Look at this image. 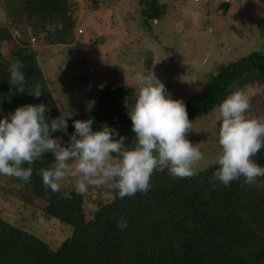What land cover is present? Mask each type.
<instances>
[{
  "label": "trees",
  "instance_id": "1",
  "mask_svg": "<svg viewBox=\"0 0 264 264\" xmlns=\"http://www.w3.org/2000/svg\"><path fill=\"white\" fill-rule=\"evenodd\" d=\"M91 4L89 1L78 8L83 12ZM142 4L144 24L157 20L166 11V4L159 0H142ZM69 5V0H21L19 14L14 17H36V31L45 34L43 39L49 45L69 44L74 38L73 9ZM15 21L18 20L10 24ZM12 39L8 26L0 25V115L7 116L24 104L44 103L50 119L60 111L75 113L68 120V133L74 130L72 120L92 118L93 131L106 123L126 137L125 144L133 142L126 107L127 104L131 108L134 103L133 86L107 85L91 111H86V107L77 111L70 107L59 109L34 48L23 44L19 36L21 42L11 57H4L1 44ZM17 60L23 64L26 91L40 84L39 98L26 92H9L8 68ZM263 74L264 50H253L220 65L197 93L182 100L189 120L217 108L230 92L242 91ZM218 130L219 120L217 139ZM53 135L66 136L62 132ZM52 159L49 152L34 162L26 184L49 198L48 215L70 227V234L52 250L0 217V264H264V177L258 178L260 186L245 184L241 177L225 187L213 181L216 164L199 169L197 175L189 178L171 176L167 170L154 172L146 193L118 198L113 190V199L83 220L61 191L52 192L42 184L39 170L50 167ZM253 159L264 166V148ZM120 219L127 222V227L117 226Z\"/></svg>",
  "mask_w": 264,
  "mask_h": 264
},
{
  "label": "rangeland",
  "instance_id": "2",
  "mask_svg": "<svg viewBox=\"0 0 264 264\" xmlns=\"http://www.w3.org/2000/svg\"><path fill=\"white\" fill-rule=\"evenodd\" d=\"M20 1L0 0V25H7L13 36L1 44V51L10 58L21 42L19 36L23 44L34 48L59 109L77 111L89 100L96 103L103 88L111 84L133 86L137 93L136 73L151 71L171 98L184 100L197 93L220 65L264 50V0H159L166 4V11L147 24L141 14L142 0H69L73 41L51 45L44 41V33L36 31V17H14ZM89 1L92 4L82 12L78 7ZM13 20L18 21L10 24ZM242 92L251 102L249 115L264 117V74ZM218 116L215 108L195 118L186 133L204 153L199 169L215 164L220 152ZM61 138L66 144L68 136ZM75 182L76 178L67 177L60 191L83 220L114 197L107 182L91 185L84 193L75 191ZM48 204L47 196L26 183L0 175V217L56 250L71 230L48 215Z\"/></svg>",
  "mask_w": 264,
  "mask_h": 264
},
{
  "label": "clouds",
  "instance_id": "3",
  "mask_svg": "<svg viewBox=\"0 0 264 264\" xmlns=\"http://www.w3.org/2000/svg\"><path fill=\"white\" fill-rule=\"evenodd\" d=\"M8 72L11 94L41 96L39 83L26 91V76L19 60L9 65ZM135 83L138 91L134 103L131 108L126 104L134 133L130 145L124 143L125 136L106 123L93 131L92 118L72 120L74 130L68 133V120L75 113L60 111L50 119L44 103L24 104L7 116L0 115V175L26 183L32 176L34 162L49 152L53 162L40 169L39 174L42 184L52 192H59L61 182L70 176L76 178L77 193L107 182L118 198H124L146 193L154 172L167 170L177 178L197 175L204 153L186 138L192 121L183 101L171 98L165 84L152 71L136 73ZM98 87L102 89L104 85ZM94 104V100H89L86 111H91ZM250 108L249 97L239 89L230 92L217 106L220 152L215 159L218 167L213 181L225 187L241 177L245 184L260 186L258 178L264 177V166L253 159L264 148V117L250 116ZM56 132L68 136L66 144L60 136L53 135ZM117 226L125 228L127 222L117 220Z\"/></svg>",
  "mask_w": 264,
  "mask_h": 264
},
{
  "label": "built area",
  "instance_id": "4",
  "mask_svg": "<svg viewBox=\"0 0 264 264\" xmlns=\"http://www.w3.org/2000/svg\"><path fill=\"white\" fill-rule=\"evenodd\" d=\"M32 40H33V38H32Z\"/></svg>",
  "mask_w": 264,
  "mask_h": 264
}]
</instances>
